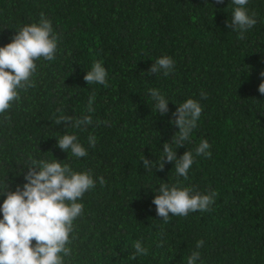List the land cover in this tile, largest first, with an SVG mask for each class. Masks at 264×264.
Segmentation results:
<instances>
[{"label":"trees","instance_id":"obj_1","mask_svg":"<svg viewBox=\"0 0 264 264\" xmlns=\"http://www.w3.org/2000/svg\"><path fill=\"white\" fill-rule=\"evenodd\" d=\"M235 7L232 0H0V47L38 24L41 13L58 37L55 58L36 61L35 86L0 114V188H22L32 159L90 171L96 181L78 201L83 214L70 234L71 256L61 254L64 264H187L193 251L200 253L196 264H264V0L245 6L257 23L243 39L225 26ZM165 55L174 70L148 74ZM97 61L108 87L83 79ZM153 88L169 101L168 114L157 112ZM93 93L95 111L87 113ZM189 98L202 113L177 156H195L203 140L211 156H195L187 180L175 162L146 170L142 158L155 166L165 142L175 148L172 113ZM61 115H91L93 124L65 128L55 124ZM64 134L75 135L88 154L61 150ZM161 184L218 195L208 211L170 214L165 223L152 203ZM5 198L0 193V206ZM137 241L148 254L133 260Z\"/></svg>","mask_w":264,"mask_h":264},{"label":"clouds","instance_id":"obj_2","mask_svg":"<svg viewBox=\"0 0 264 264\" xmlns=\"http://www.w3.org/2000/svg\"><path fill=\"white\" fill-rule=\"evenodd\" d=\"M222 4L223 0H216ZM236 5L231 21L225 26L239 33L243 39L244 33L256 23V14H248L245 6L249 0H232ZM57 35L51 22L41 13L38 24L23 26L19 29L11 42L0 47V114L10 109L13 102L20 99V90L34 87L33 76L37 70L36 61L43 58L52 61L57 50ZM175 68V61L169 56H161L148 69V74L162 72L168 76ZM107 71L101 62L93 64L83 79L88 85L100 84L108 87ZM264 77V71L260 73ZM258 91L264 94V80L259 84ZM157 112L166 115L169 112L168 100L157 89H149ZM206 98L207 93L202 92ZM95 94L89 96L86 112L95 111L93 102ZM202 113L201 104L194 99H187L179 104L172 113V123L178 127V134L171 139L175 148L168 142L163 145V156L158 164L148 158H142L146 170H164L165 164L175 162L176 173L188 179V173L194 163L195 156H211L208 151L210 144L203 140L195 149V156L191 151H185L177 156V149L187 144ZM64 123L67 127H87L93 124L91 115H84L73 121L69 116L61 115L55 124ZM97 124L106 123L97 121ZM89 147H95L96 137L89 135ZM57 146L74 157L82 158L88 153L86 148L77 141L73 134H64L57 140ZM24 173L23 187L17 186L15 191H8V185L0 188V193L6 195L0 212V264H64L63 256H71L72 250L70 234L74 231V221L82 216L83 204L78 202L86 192L96 186L91 172H75L70 165L55 162L31 160V165ZM100 185L106 181L99 177ZM152 203L156 206L157 216L165 223L173 216L186 217L190 212L208 211L218 195L215 191L201 194L191 187H178L161 184ZM35 241V245H33ZM203 240L197 241L196 248L203 245ZM162 246V245H158ZM135 251L129 257L135 260L138 256H146L148 248L140 241L134 244ZM200 258L198 251H193L187 259V264H196Z\"/></svg>","mask_w":264,"mask_h":264}]
</instances>
